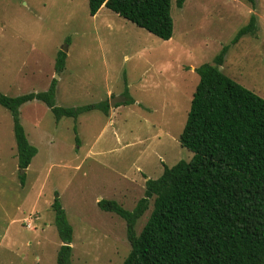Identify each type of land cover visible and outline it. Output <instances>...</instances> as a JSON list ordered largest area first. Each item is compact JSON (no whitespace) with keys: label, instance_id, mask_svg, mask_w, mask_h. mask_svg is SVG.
I'll list each match as a JSON object with an SVG mask.
<instances>
[{"label":"rangeland","instance_id":"obj_1","mask_svg":"<svg viewBox=\"0 0 264 264\" xmlns=\"http://www.w3.org/2000/svg\"><path fill=\"white\" fill-rule=\"evenodd\" d=\"M171 2L174 35L163 40L107 7L92 16L89 0H0L2 93L46 91L57 78L60 107L109 99L117 108L118 99H128L126 87L139 102L60 120L42 101L22 105L21 123L38 148L25 184L12 115L0 105V264H59L56 197L74 229L72 263L122 264L131 251L126 221L98 201L133 210L145 180L193 157L180 135L200 81L195 68L230 46L223 71L264 98V0ZM252 14L256 33L233 44ZM65 48L66 67L57 72ZM153 205L154 198L138 234Z\"/></svg>","mask_w":264,"mask_h":264},{"label":"trees","instance_id":"obj_2","mask_svg":"<svg viewBox=\"0 0 264 264\" xmlns=\"http://www.w3.org/2000/svg\"><path fill=\"white\" fill-rule=\"evenodd\" d=\"M185 2L177 0V5ZM103 6L163 40L174 35L171 0H89L90 14L95 16ZM257 29V16L252 14L233 44ZM229 48L225 46L214 63L195 68L200 81L180 135L181 145L193 157L165 165L159 178L147 179L144 196L133 210L116 200L98 201L100 208L126 221L131 251L122 264H264V98L219 69ZM67 57L63 50L58 53L57 72L65 69ZM57 83L53 78L46 91L18 96L0 91V105L13 119L21 184L38 153L21 123L22 105L42 101L58 120L96 109L109 113V100L57 106ZM124 94L128 99L116 106L135 103L128 87ZM152 198L153 209L138 234L137 222ZM52 207L58 234L69 242L60 247L57 261L73 264V226L59 197Z\"/></svg>","mask_w":264,"mask_h":264},{"label":"crops","instance_id":"obj_3","mask_svg":"<svg viewBox=\"0 0 264 264\" xmlns=\"http://www.w3.org/2000/svg\"><path fill=\"white\" fill-rule=\"evenodd\" d=\"M103 7H105V6H103ZM100 10H101V9H100ZM57 84H58V83H57ZM111 95H112V97L114 96V94H111ZM124 99H125V98H124ZM107 100H109V99H107ZM105 101H106V100H105ZM123 101H124V100H123ZM123 101H121V102H123ZM121 102H119L118 104H120ZM124 102H125V101H124ZM135 104H139V102H138L137 100H135ZM112 106H113V105L110 104V110H109V113H108V114L106 113L107 115L112 114L113 112H115V111H116L117 109H119V107H120V106H116L117 108H113ZM92 111H93V110H92ZM146 181H147V180H145V185H146Z\"/></svg>","mask_w":264,"mask_h":264},{"label":"water","instance_id":"obj_4","mask_svg":"<svg viewBox=\"0 0 264 264\" xmlns=\"http://www.w3.org/2000/svg\"><path fill=\"white\" fill-rule=\"evenodd\" d=\"M66 50H67V48H65V50H63V51H66ZM219 69H220V70H223V67H222V66H219ZM123 100H124V98H120V99H118L119 102H121V101H123ZM115 102H116V101H113L112 105H114ZM64 244H67V245H68L69 242H65Z\"/></svg>","mask_w":264,"mask_h":264},{"label":"built area","instance_id":"obj_5","mask_svg":"<svg viewBox=\"0 0 264 264\" xmlns=\"http://www.w3.org/2000/svg\"><path fill=\"white\" fill-rule=\"evenodd\" d=\"M29 226H31V223H29Z\"/></svg>","mask_w":264,"mask_h":264}]
</instances>
